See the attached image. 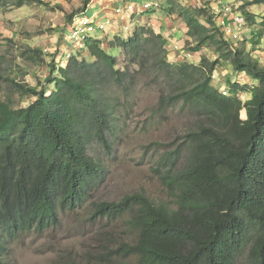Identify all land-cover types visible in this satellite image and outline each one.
<instances>
[{
  "label": "trees",
  "instance_id": "obj_1",
  "mask_svg": "<svg viewBox=\"0 0 264 264\" xmlns=\"http://www.w3.org/2000/svg\"><path fill=\"white\" fill-rule=\"evenodd\" d=\"M88 2L67 17L69 27ZM203 5L166 0L161 6L185 24L193 56L210 52L199 63H170L166 39L149 26L116 36L107 47L90 37L89 56H73L67 67L57 62L66 54L60 48L48 59L43 49L22 52L49 73L36 76L34 86L12 79L19 95L35 99L28 107L13 108L0 96V264H7L12 244L59 227L60 213L81 209L104 181L106 170L89 150L98 143L108 154L113 150L118 107L105 96L106 86L130 92L145 74L168 89L160 94L161 111L181 104L198 120L155 169L166 201L137 192L94 207L93 220L128 215L137 239L101 257L137 256V264H238L245 257L264 264V65L254 56L264 45V16L256 28V15L245 10L264 0L242 7L244 27L252 30L238 44L215 20L209 1ZM119 50L128 58L123 65ZM221 66L228 70L227 94L212 84ZM235 74L247 75L252 85L235 82ZM240 93L250 98L243 101Z\"/></svg>",
  "mask_w": 264,
  "mask_h": 264
},
{
  "label": "rangeland",
  "instance_id": "obj_2",
  "mask_svg": "<svg viewBox=\"0 0 264 264\" xmlns=\"http://www.w3.org/2000/svg\"><path fill=\"white\" fill-rule=\"evenodd\" d=\"M84 1L28 0L21 6L11 0L3 2L0 8V96L4 100L10 98L13 108L28 107L35 99L19 95L12 79L20 85L34 86L36 76L44 79L49 73L45 66L36 67L31 62L25 61L22 52L29 49H43L48 59L49 54L60 48L61 51L66 52L64 57H57V62L60 61L63 67H67L73 56H89L85 41L69 42L67 38L69 33L66 34L69 30L67 17L82 9ZM183 1V6H190L189 2ZM207 1L212 9L218 3V0H194V5L203 7ZM226 1L236 12L244 14L242 7L253 0ZM160 4L162 6V3ZM141 6L144 4L138 7ZM161 6L153 10H155L154 13H161L159 16H164L162 17L164 20L167 15ZM95 10L96 8H93L85 14L89 16L88 13L94 14ZM245 10L256 15L255 27L257 28L261 17L264 16V6H247ZM150 13L148 11L147 16ZM97 18L99 19L100 16ZM172 19L179 21L175 17ZM130 24L117 28L119 35L110 34L106 29L93 35V39H101L104 47H107L116 36L128 37L130 32L140 27ZM144 26L152 27L154 31L157 29V26L154 27L148 23ZM251 30L252 27L249 25L237 32L239 31L243 35L241 37L246 39L250 37ZM161 35L166 39L165 48L170 63L194 60L193 57L187 58L185 53L188 54V52L180 49L178 45L175 46L172 38ZM169 51H180L179 60L173 59ZM209 53L206 49L200 52L201 55L206 56ZM116 56L120 65L128 61L123 50H119ZM254 56L264 65V45L255 52ZM211 59H213L212 56ZM227 74L228 70L221 66L212 77V84L226 94L228 92L225 83ZM153 77V74L139 76L130 92H125L124 88L106 86L105 96L110 97L114 107H118L114 117L117 130L115 136L111 137L113 150L108 154L99 143H95L97 145L89 150L94 159L106 170L104 181L93 190L91 197L81 209L60 213L59 227L43 235L30 234L22 238L23 242H20V239L19 242L12 244L10 256L7 258L10 264L138 263L137 256L127 259L121 256L109 259L101 257L105 255L104 252L115 250L122 243L133 244L137 241L136 234L127 224L128 215L115 221L93 220L92 215L97 204L118 202L137 192H145L156 202L167 200V193L156 176L155 169L166 153L183 144L185 135L194 128L198 119L188 110L182 109L181 104L168 107L165 112L161 111L159 109L160 94L168 89L161 80L153 82ZM233 77V80L240 84L252 85L253 83V80L244 74H235ZM239 97L243 101L250 98L248 94L242 93ZM246 117V112L242 111V120L245 121ZM180 163H183V159ZM238 264L249 263L245 257H242Z\"/></svg>",
  "mask_w": 264,
  "mask_h": 264
},
{
  "label": "crops",
  "instance_id": "obj_3",
  "mask_svg": "<svg viewBox=\"0 0 264 264\" xmlns=\"http://www.w3.org/2000/svg\"><path fill=\"white\" fill-rule=\"evenodd\" d=\"M151 1L154 0H89L88 4L84 7L83 12H80V14L87 13L91 9L96 8L94 14H89V17H92L93 19H97L98 21H109L110 24L107 27V32L110 34H117L119 35V32H117V28L123 26V25H134V26H144V24L148 23L151 26H157V29L155 31L157 33H161L166 37L172 38L174 41L173 44L178 45L180 49H185L187 52L189 51V48H186V38H185V31L186 26L183 22L180 20L176 22V20L172 19V17L165 16L166 19H162V15L159 16L161 13H154L155 10H144L143 6L138 7L140 4H146L151 3ZM159 1L160 3L164 4L166 0H155ZM182 5H184L183 0H178ZM189 2L190 6H194V0H186ZM133 4L134 11L129 12L125 10L127 5ZM82 6L84 4L82 3ZM121 8V12H117V9ZM150 13L149 16H147V13ZM154 13V14H153ZM100 16L98 19L97 17ZM113 23V24H112ZM112 24V26H111ZM160 26H158V25ZM132 25V26H133ZM166 28H165V27ZM173 47V46H172ZM192 53V52H191ZM170 55H172L173 59H178L181 57L180 51H170ZM194 60L191 61L193 63H199L201 60V54L200 53H194L193 56Z\"/></svg>",
  "mask_w": 264,
  "mask_h": 264
},
{
  "label": "built area",
  "instance_id": "obj_4",
  "mask_svg": "<svg viewBox=\"0 0 264 264\" xmlns=\"http://www.w3.org/2000/svg\"><path fill=\"white\" fill-rule=\"evenodd\" d=\"M52 1V0H51ZM54 1V0H53ZM115 1V0H112ZM161 4L158 1H151L143 6L144 10H151L160 8ZM134 5L129 4L125 10L134 11ZM213 13L217 18L219 25L225 30L227 36L234 42L241 41L243 36L239 31L245 25V18L234 10L226 0H218V3L213 7ZM121 8L117 9V12H121ZM110 24L109 21H96L92 17L84 14L77 15L71 23L69 30L67 31V38L69 42L75 43L78 41H86L89 37L93 36L99 31H105ZM75 41V42H74ZM185 56L189 59L193 57L192 53H185ZM226 94V93H224Z\"/></svg>",
  "mask_w": 264,
  "mask_h": 264
},
{
  "label": "clouds",
  "instance_id": "obj_5",
  "mask_svg": "<svg viewBox=\"0 0 264 264\" xmlns=\"http://www.w3.org/2000/svg\"><path fill=\"white\" fill-rule=\"evenodd\" d=\"M238 13H239V12H238ZM78 15H79V14H78ZM76 16H77V15H76ZM76 16H75V17H76ZM70 26H71V25H70ZM69 28H70V27H69ZM67 31H68V30H67ZM97 33H98V32H97ZM97 33H96V34H97ZM104 33H105V32H104ZM66 34H67V32H66ZM96 34H94V35H96ZM91 37H93V36H91ZM89 38H90V37H89ZM190 53H191V52H190ZM10 251H11V249H10ZM9 256H10V254H9ZM9 256H8V257H9ZM8 257H7V258H8ZM6 262H7V264H10V263L8 262L7 259H6Z\"/></svg>",
  "mask_w": 264,
  "mask_h": 264
}]
</instances>
